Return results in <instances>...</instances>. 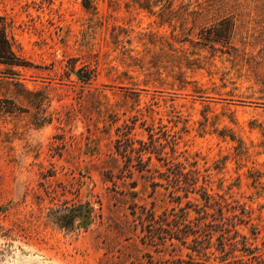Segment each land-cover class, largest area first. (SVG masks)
<instances>
[{
  "label": "rangeland",
  "instance_id": "obj_1",
  "mask_svg": "<svg viewBox=\"0 0 264 264\" xmlns=\"http://www.w3.org/2000/svg\"><path fill=\"white\" fill-rule=\"evenodd\" d=\"M226 2L0 0L25 63L0 64V264L196 258L140 240L136 216L184 208L195 221L198 207L213 212L199 186L264 247V2ZM225 19L234 24L228 43L200 37ZM32 128L51 136L28 149L21 195L15 148ZM150 135L187 173L183 187L153 153L141 152V170L132 150L124 155Z\"/></svg>",
  "mask_w": 264,
  "mask_h": 264
},
{
  "label": "trees",
  "instance_id": "obj_2",
  "mask_svg": "<svg viewBox=\"0 0 264 264\" xmlns=\"http://www.w3.org/2000/svg\"><path fill=\"white\" fill-rule=\"evenodd\" d=\"M226 1L216 0V3L223 7L227 3ZM255 1L264 2V0ZM82 3L84 7H90V0H82ZM8 27L5 17L0 15V64L23 66L25 63L17 53L16 46L8 33ZM233 27L234 24L225 19L217 26L212 25L202 28L200 37L208 42L226 44L232 36ZM127 140L129 139L127 138ZM155 141L150 135L149 142L139 140L137 147L132 148L127 144V147L125 146L123 150L124 155L130 160L132 157L129 151L132 150L135 153L133 158L137 160L139 165L138 170H141L147 164L146 161L141 159V152L153 153L158 161H162L167 166L166 180L172 182L176 188L183 187L181 186L182 179L186 178L187 173L181 171L179 162L170 165L171 160L161 154L162 149L156 146ZM168 142L172 143L171 140H168ZM117 149H119V145ZM170 151L171 154L174 152L173 145L170 146ZM146 160H150V155L147 156ZM144 177L151 179L153 176L150 173L144 175ZM191 181V183L185 182L184 196L189 192L188 187H191L190 192L194 190V186L190 185L194 184L195 178L192 177ZM197 191H199L200 198L204 200V205L212 207L213 212L209 213L198 207L195 210L198 216L195 221H191L187 219L184 208H179V212L166 213L163 211L156 219L152 210L141 207L140 214L136 216L140 219L141 224L142 236L140 240L148 241L154 245H161L164 251L167 250V246H170V251H178L180 246H184L190 252H193L196 258L198 257L196 259L191 253H186L185 259L177 255L170 260L166 259L165 264H212L209 262V255L214 253H217L212 258L216 261L214 264H264V247L261 248L253 244L248 236L236 228V225L246 224V222L235 214H224V207L225 211H228L227 206H222L218 200L206 192L203 186H199ZM135 193L132 192V195ZM176 199H179V197H176ZM185 204L192 205L190 200H187ZM132 211V213H135L134 209ZM142 215L144 216L142 217ZM169 215H171V218H169ZM206 218L209 219L205 220ZM252 234H256L254 227L252 228ZM188 237H191L190 243L187 242ZM254 238L255 236H253ZM168 254L170 253L168 252Z\"/></svg>",
  "mask_w": 264,
  "mask_h": 264
},
{
  "label": "clouds",
  "instance_id": "obj_3",
  "mask_svg": "<svg viewBox=\"0 0 264 264\" xmlns=\"http://www.w3.org/2000/svg\"><path fill=\"white\" fill-rule=\"evenodd\" d=\"M83 130V126L81 125L76 130V134H79ZM50 136L51 133L44 128H32L28 130L23 140L16 145L15 155L19 166V171L16 177V184L21 190V195L23 193V190L26 189V186L29 181L27 169L30 166L31 161L29 159L28 149L36 148L40 145L47 143L50 139Z\"/></svg>",
  "mask_w": 264,
  "mask_h": 264
}]
</instances>
